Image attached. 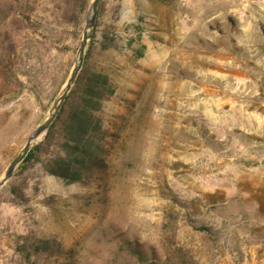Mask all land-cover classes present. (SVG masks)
Segmentation results:
<instances>
[{
	"label": "rangeland",
	"instance_id": "obj_1",
	"mask_svg": "<svg viewBox=\"0 0 264 264\" xmlns=\"http://www.w3.org/2000/svg\"><path fill=\"white\" fill-rule=\"evenodd\" d=\"M128 2L101 0L85 52L93 40L90 62L115 87L100 114L107 166L71 185L32 169L23 206L10 202L13 178L0 190V264H27L25 236L59 245L35 264H264V184L251 181L248 136L157 105L153 79L129 86L130 52L154 31L121 24ZM87 11L72 0H0V181L65 87Z\"/></svg>",
	"mask_w": 264,
	"mask_h": 264
},
{
	"label": "crops",
	"instance_id": "obj_2",
	"mask_svg": "<svg viewBox=\"0 0 264 264\" xmlns=\"http://www.w3.org/2000/svg\"><path fill=\"white\" fill-rule=\"evenodd\" d=\"M128 1L121 24L154 31L130 52L138 74L129 86L145 90L153 79L157 105L175 103L217 133L248 136L249 175L264 184V0Z\"/></svg>",
	"mask_w": 264,
	"mask_h": 264
},
{
	"label": "trees",
	"instance_id": "obj_3",
	"mask_svg": "<svg viewBox=\"0 0 264 264\" xmlns=\"http://www.w3.org/2000/svg\"><path fill=\"white\" fill-rule=\"evenodd\" d=\"M72 1L84 14L91 0ZM111 44L112 39L104 34L101 48L106 49ZM92 46L93 40L75 85L47 135L30 151L8 184L12 205L23 206L29 201L25 193L30 184L26 174L32 169L37 168L42 176H52L71 185L86 184L95 172L106 168V145L110 134L103 127L100 114L105 102L114 95L115 87L108 74L91 64ZM17 248L27 264H35L31 262L32 256L55 252L59 245L49 239L30 243V237L25 236ZM136 255L140 256L139 253Z\"/></svg>",
	"mask_w": 264,
	"mask_h": 264
},
{
	"label": "water",
	"instance_id": "obj_4",
	"mask_svg": "<svg viewBox=\"0 0 264 264\" xmlns=\"http://www.w3.org/2000/svg\"><path fill=\"white\" fill-rule=\"evenodd\" d=\"M101 0H92L86 17H85V25L83 30V36L80 43V47L77 53V60L75 66L71 72V75L63 88L60 95L55 100L48 118L44 123L39 125L34 129L30 137L28 138L25 146L20 151V153L12 160L10 165L8 166L6 173L2 180L0 181V190L3 189L15 176L18 167L23 163V161L27 158L30 151L38 145L47 135L48 131L50 130L51 125L55 121L61 107L63 106L64 102L66 101L67 97L69 96L71 90L73 89L77 77L83 68L84 59H85V52L90 40V30L93 29L96 25V21L98 18L99 8H100Z\"/></svg>",
	"mask_w": 264,
	"mask_h": 264
},
{
	"label": "built area",
	"instance_id": "obj_5",
	"mask_svg": "<svg viewBox=\"0 0 264 264\" xmlns=\"http://www.w3.org/2000/svg\"><path fill=\"white\" fill-rule=\"evenodd\" d=\"M227 2L229 1V0H226ZM242 18H244L246 15L244 14V13H241V15H240Z\"/></svg>",
	"mask_w": 264,
	"mask_h": 264
}]
</instances>
